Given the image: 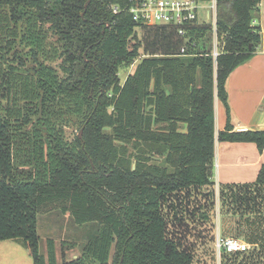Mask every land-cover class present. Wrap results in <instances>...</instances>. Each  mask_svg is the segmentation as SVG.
I'll return each mask as SVG.
<instances>
[{
	"label": "trees",
	"instance_id": "obj_1",
	"mask_svg": "<svg viewBox=\"0 0 264 264\" xmlns=\"http://www.w3.org/2000/svg\"><path fill=\"white\" fill-rule=\"evenodd\" d=\"M88 1L0 0V241L14 239L47 264L38 217L58 210L98 226L83 254L63 264H192L168 236L165 210L214 183L215 100L227 104L230 73L262 41L261 0L219 1L217 59L209 23L182 36L136 22L128 0H90L86 9ZM73 119L84 131L69 140ZM218 138L264 150V130L228 124ZM256 185L264 196V166ZM250 187L225 194L249 204L255 196L236 190ZM47 243L48 264H57L55 241Z\"/></svg>",
	"mask_w": 264,
	"mask_h": 264
},
{
	"label": "rangeland",
	"instance_id": "obj_2",
	"mask_svg": "<svg viewBox=\"0 0 264 264\" xmlns=\"http://www.w3.org/2000/svg\"><path fill=\"white\" fill-rule=\"evenodd\" d=\"M200 18H205L204 11L200 12ZM256 21V20H255ZM254 21V24H255ZM209 23V22H206ZM212 26V23H209ZM146 28V27H145ZM146 29L138 28V37L144 39ZM220 42L222 38L220 36ZM208 47L214 48V36L207 40ZM223 44L220 46L222 50ZM141 57L133 65L122 69L119 73L121 81L124 82L129 73H132L145 54L141 48ZM79 121L73 119L69 126L65 127L66 137L70 140L80 132ZM216 156V155H215ZM217 158H214V177ZM236 192L243 197L246 191L252 193L250 196H261L258 188L251 187ZM261 191V190H260ZM230 193V189L208 186L201 192L180 193L170 201L166 208L168 218V236L181 242L182 249L189 250L192 254V264H220L215 251L214 241L219 233L223 235H234L244 240L251 235L257 236V242H251L250 252L245 254L227 255L223 254L221 264H264V203H249L241 200ZM209 194L211 195L209 197ZM256 197V196H255ZM261 200V197H258ZM56 215H39L38 227L42 237L41 250L48 249V239L53 238L58 243V258L60 264L66 259H73L74 255L81 256L87 242L93 238L98 226L95 224L78 225L71 216L54 211ZM207 213V217H203ZM175 215V216H174ZM251 234V235H250ZM248 241V240H247ZM69 253H67V251ZM115 248L111 250V257Z\"/></svg>",
	"mask_w": 264,
	"mask_h": 264
},
{
	"label": "crops",
	"instance_id": "obj_3",
	"mask_svg": "<svg viewBox=\"0 0 264 264\" xmlns=\"http://www.w3.org/2000/svg\"><path fill=\"white\" fill-rule=\"evenodd\" d=\"M259 8L260 16L256 19L255 25L260 26L262 41L250 59L237 66L230 73L226 82L227 104L218 97L215 100V157L217 158V169L214 177L213 162L211 179L214 182L212 186L216 188L231 185H251V187L257 188V178L264 166V150L260 152L255 142L220 141L218 138L219 132L224 130L228 124H231L234 130L237 131L264 130V0H261ZM199 22L206 23V19L200 18ZM255 196L251 201L252 203L259 204L260 201L264 203L263 195ZM258 197L262 199L259 200ZM49 214V216H54L56 212ZM219 233L221 234L220 229ZM251 237H254V235L247 237L248 241H245L250 244L251 242H257L251 240ZM55 248L57 264H60L57 242H55ZM42 253L48 264V249L42 251ZM73 257L75 259L79 256L74 255ZM70 260L72 259H66V261ZM0 264H34V259L29 250L20 242L7 239L0 241ZM61 264H63V261Z\"/></svg>",
	"mask_w": 264,
	"mask_h": 264
},
{
	"label": "built area",
	"instance_id": "obj_4",
	"mask_svg": "<svg viewBox=\"0 0 264 264\" xmlns=\"http://www.w3.org/2000/svg\"><path fill=\"white\" fill-rule=\"evenodd\" d=\"M220 0H209L201 2L200 0H128L126 11L133 19L141 24L153 25H173L178 29V33L184 36L187 33V26L191 23L200 21V12H205L206 22L212 23V32L214 36V48L212 55L217 59L221 53L220 42L218 38V9ZM115 14L120 12L118 6H112ZM182 52L186 47H182ZM215 251L220 260L223 254L235 255L250 252L252 246L247 241L235 237L225 236L218 233L214 241Z\"/></svg>",
	"mask_w": 264,
	"mask_h": 264
},
{
	"label": "water",
	"instance_id": "obj_5",
	"mask_svg": "<svg viewBox=\"0 0 264 264\" xmlns=\"http://www.w3.org/2000/svg\"><path fill=\"white\" fill-rule=\"evenodd\" d=\"M89 2H90V0H89L88 3H86V5H85L86 9H87V7H88ZM84 14H85V11H84L83 15H84ZM83 131H84V127L80 130V132H79V137H82V136H83ZM122 263H123V258H122L120 264H122Z\"/></svg>",
	"mask_w": 264,
	"mask_h": 264
}]
</instances>
